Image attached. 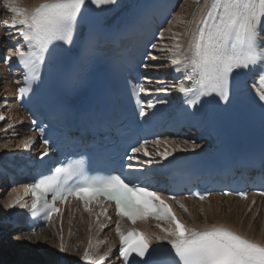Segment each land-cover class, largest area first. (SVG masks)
<instances>
[{
	"label": "snow or ice",
	"instance_id": "snow-or-ice-1",
	"mask_svg": "<svg viewBox=\"0 0 264 264\" xmlns=\"http://www.w3.org/2000/svg\"><path fill=\"white\" fill-rule=\"evenodd\" d=\"M117 3L118 0H42L38 6L26 9L20 7L15 0H4L6 10L12 14L10 21H4L6 35L18 39L15 51L8 49L5 61L15 57L22 66L24 86L18 88L20 95L33 92V86L43 82L42 73L51 59L54 47L73 46L80 27L86 23L82 15V9L86 5L101 9L102 6ZM181 22L186 24L183 35L187 37V46L183 47L178 35H174L173 39L177 42L172 48L160 51L173 53L169 59L173 71L182 77L176 91L184 98V115L195 118L197 112L189 109H195L207 97L229 102L233 74L264 61V48L259 45V32L264 25V0H203L202 4L197 0V9L192 13L191 19ZM110 32L111 29L102 23L87 26L83 32H79L74 54V73L91 64L96 52L111 38ZM159 35L164 39L163 32ZM151 47L156 49L157 45L152 44ZM149 56L152 60L157 59L151 53ZM16 83L19 85L20 81ZM152 83L149 77H143L133 90L141 118L149 115L148 109H155L157 104L165 103L152 99L145 101L141 99L142 96L150 97L153 92L170 91L163 81H157L154 89L151 87ZM186 84L190 86H185ZM259 85L256 94L264 102V75L260 76ZM261 108L264 109V104ZM3 119L0 115V120ZM40 132L43 134L45 129L41 128ZM33 142L30 137L22 144L27 149ZM44 143L47 145L49 141L44 139ZM155 143L159 145L161 141L157 139ZM168 143L167 140L163 141L165 145ZM147 144L148 141H144L139 147L131 148L123 164V169L129 174L141 173L144 165L151 166L154 163ZM197 147L200 145L194 142L192 148ZM175 151V147L172 151L167 147L163 151L157 148L155 156L164 161L173 156ZM141 153L147 157L142 163L139 159ZM48 154L49 149L45 148L40 156L43 158ZM143 183L144 186L141 176L125 175L124 171L121 174L94 172L82 155L59 164L48 174L39 175L33 182L26 184V194L30 193L32 199L30 208L27 205L23 207L31 217L42 216L45 222H51L59 214L62 228L63 209L58 205L77 199L82 202L84 210L91 214L93 209L90 205L98 198H103V201L114 203L116 215L120 219L126 218L133 225L148 219L167 222V227L156 225L164 234L155 236L137 228L122 230L120 220H117L115 230L120 241L119 257L124 264H155L154 255L165 250L159 243L153 246L154 240L170 245L168 251L176 258L173 264H264V244L249 240L221 224L203 228L188 226L177 218L161 194L147 186L151 181ZM237 194L247 199L246 192L240 191ZM191 195L203 201L210 193L193 192ZM260 195L264 196V192ZM22 199L20 195H16L8 203L7 209L21 205ZM169 199L175 200V194L170 195ZM177 203L187 212L183 203ZM100 215H107V209H102ZM108 220L111 221V217ZM100 227L104 228L106 225L101 224ZM60 239L59 251L63 253L66 245L62 235ZM94 247L96 245L90 238L88 248L81 257L85 264H101L109 255V252L103 255L94 253ZM160 264L164 262L161 261Z\"/></svg>",
	"mask_w": 264,
	"mask_h": 264
},
{
	"label": "bare ground",
	"instance_id": "bare-ground-1",
	"mask_svg": "<svg viewBox=\"0 0 264 264\" xmlns=\"http://www.w3.org/2000/svg\"><path fill=\"white\" fill-rule=\"evenodd\" d=\"M15 2L20 7L32 9L39 5L42 0H15ZM200 3L202 4L203 0H200ZM196 9L197 0H180L174 16L162 30L164 39L160 38L157 48L152 52V56L157 59L148 66L151 73L149 78L152 80L153 86H156L157 81H163L165 86L170 88L169 93L176 97L180 95L176 91L180 82L176 78L180 74L175 73L170 64L169 57L173 53L167 50L160 51V49L172 48L177 42L173 39L174 35H178L179 42L183 47L187 46V37L183 35L186 24L181 21L190 20ZM1 15L10 21L12 14L6 10L4 0H0V17ZM13 34H15L14 31ZM5 37H7L6 29L3 26L0 28V49L3 50L7 47ZM163 75L166 78L163 79ZM15 97L13 77L6 71L5 65L0 61V115L4 117L3 120H0V155L24 151L25 148L22 142H26L30 137L35 141V134L29 133L27 130L26 115L16 104ZM9 125L12 127H9ZM165 140L169 141L168 145L163 144ZM160 141L159 145L154 143L151 146L150 152L154 156L157 148L163 151L167 147L169 151H172L175 147V155L184 148L193 149L192 144L195 142L190 139L170 138ZM33 144L34 142L31 145ZM13 189H10L6 181L0 178L1 220L16 211L17 206L13 209H7L8 203L16 195L23 198L20 187H17L15 191ZM177 201L186 206L187 212L179 206ZM22 202H24V199H22ZM173 205L180 220L188 226L203 228L212 224H221L250 239L264 243V198L257 195L251 194L248 199H239L234 196L214 194L203 201L180 197L173 201ZM97 216H99V219H97ZM108 217H111L110 222ZM1 220L0 264H85L81 257L85 249L88 248L90 238L96 245L93 248L94 253L103 255L105 252H109V255L101 264H121L117 260L114 250L118 244V236L115 233L117 217L108 209L107 215H100L97 212L90 214L84 210V207L79 208L73 205L63 212L62 228L61 216L57 215L54 216L48 226L38 229L33 234L24 233V235H16L17 231L3 225ZM120 223L122 229L128 227V224L121 220ZM101 224L106 225V227L101 228ZM157 224L148 221L139 226L155 236L163 235L164 233L156 227ZM160 224L164 227L168 226L167 222ZM61 235L66 245V251L63 253L59 251ZM12 239H14L13 243L8 244V241ZM29 248L31 250L29 252L33 254L32 257H23L21 251L24 249L28 251Z\"/></svg>",
	"mask_w": 264,
	"mask_h": 264
},
{
	"label": "rangeland",
	"instance_id": "rangeland-1",
	"mask_svg": "<svg viewBox=\"0 0 264 264\" xmlns=\"http://www.w3.org/2000/svg\"><path fill=\"white\" fill-rule=\"evenodd\" d=\"M19 235H22V234H19ZM23 235H24V234H23ZM14 236H16V235H14ZM13 241H14V239L9 240V241H8V244H12ZM29 251H31L30 248L28 249V251H27L26 249L22 250V251H21L22 256L25 257V258H26V257H27V258L32 257L33 254H32L31 252H29ZM29 254H31V255L29 256Z\"/></svg>",
	"mask_w": 264,
	"mask_h": 264
}]
</instances>
